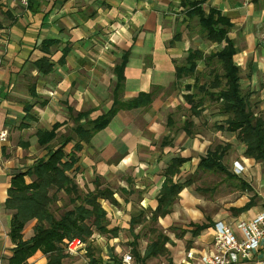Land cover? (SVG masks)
<instances>
[{
  "label": "crops",
  "instance_id": "crops-1",
  "mask_svg": "<svg viewBox=\"0 0 264 264\" xmlns=\"http://www.w3.org/2000/svg\"><path fill=\"white\" fill-rule=\"evenodd\" d=\"M194 4L229 22L242 89L264 117V6L255 0H32L27 9L0 0V130L9 133L0 154V264H9L15 248L9 237L13 211L6 208L12 179L61 146L78 157L71 175L84 193L96 183L113 192L116 203H100L118 234L94 233L99 264L131 253L130 222L139 216L153 222L167 179L181 186L169 212L155 222L167 230V255L145 264H202L216 223L241 238L238 223L264 210L263 164L244 156L234 134L216 129L226 119L216 103L206 101L201 115L191 116L185 96L193 93L195 77L177 78L190 50L205 56L226 45L202 38L208 49L194 48L200 45L195 30L202 33ZM42 59L50 71L46 64L37 67ZM205 72L199 60L200 85ZM220 144L231 146L224 164L238 185L222 183L207 198L195 186L197 168ZM236 162L244 168L240 176ZM24 180L32 182L29 175ZM35 224L24 227V241L34 236ZM147 245L138 246L141 255ZM71 259L84 264L71 257L63 264ZM25 264H47V256L37 251ZM232 264H264V249L249 259L234 257Z\"/></svg>",
  "mask_w": 264,
  "mask_h": 264
},
{
  "label": "trees",
  "instance_id": "trees-1",
  "mask_svg": "<svg viewBox=\"0 0 264 264\" xmlns=\"http://www.w3.org/2000/svg\"><path fill=\"white\" fill-rule=\"evenodd\" d=\"M193 7L195 12L192 14L198 16L200 20L202 38L212 44L219 45L224 42L226 45L220 51L205 56L201 50H190L187 66L177 70L178 79L186 76L195 77L193 93L185 96L187 104L190 105V114L200 116L202 112L200 108L206 101L216 103L219 113L226 117L224 125L216 126V129L234 134L237 141L245 147L244 156L264 166V117L257 114V106L251 99L252 94L242 89L240 69L233 61L235 50L227 37L231 26L216 11L212 10L205 15L199 8L196 9V4ZM199 60H204L206 65V72L201 74L205 79L202 85L198 80L200 74H196ZM41 64L47 65L46 72L52 69V65L47 60L42 59L36 65L42 68ZM120 87L117 86L118 89ZM115 104L119 106L117 99ZM131 106H137V103ZM110 113L113 115V111ZM103 126L100 124L97 127ZM230 149L231 146L228 144L215 146L200 160L197 170L222 174L229 179L238 180L224 164V158ZM77 150L79 146H76ZM77 162L78 157L74 153L67 154L64 146H61L48 160L40 162L26 174L12 179L6 208L13 211L9 237L15 248L9 264H25L37 251L47 256V264H63L64 260L69 258L64 252V242L75 238L88 242L90 261L93 264L100 263L93 259V248L89 240L94 233L111 238L117 236L118 229H110L107 213L100 203L102 200L112 204L116 202L113 192L102 188L100 183H96L94 189L87 193L78 187L74 176L71 175ZM173 174L170 172V175ZM26 175L32 178L30 184L25 183ZM180 190L181 186L172 184L169 179L166 180L151 225H155L159 216H165L169 212ZM60 195H64L65 198ZM60 201L65 205V210L58 214ZM68 206L71 208L67 209ZM139 217L130 222V234L133 240L130 244L131 255L140 264H145L151 258L165 257L167 251L164 245L167 238L161 233L154 235L144 254L141 255L138 249L140 234H134L137 225L144 220ZM33 220L36 221L34 236L24 241L23 229ZM205 228L207 227H200L198 230ZM112 261V264H120L117 259Z\"/></svg>",
  "mask_w": 264,
  "mask_h": 264
},
{
  "label": "built area",
  "instance_id": "built-area-1",
  "mask_svg": "<svg viewBox=\"0 0 264 264\" xmlns=\"http://www.w3.org/2000/svg\"><path fill=\"white\" fill-rule=\"evenodd\" d=\"M27 9L32 0H15ZM264 6V0H255ZM8 131L0 130V154L1 147L8 141ZM234 173L240 175L244 168L239 163H234ZM242 237H237L233 230L226 224L219 222L214 225V239L209 249L201 256L202 264H232L234 257L242 260L249 259L255 252L264 249V210L251 221H241L237 225ZM95 237L92 236L91 243ZM64 252L71 258H78L84 264H93L89 257V244L79 238L66 240ZM121 264H139L130 252L122 255Z\"/></svg>",
  "mask_w": 264,
  "mask_h": 264
},
{
  "label": "rangeland",
  "instance_id": "rangeland-1",
  "mask_svg": "<svg viewBox=\"0 0 264 264\" xmlns=\"http://www.w3.org/2000/svg\"><path fill=\"white\" fill-rule=\"evenodd\" d=\"M195 32L198 35V42L200 43V45L194 46V48H200V49L202 48V50L208 49L207 48V47H209L208 44L201 37V35H202L201 29H199L198 31L195 30ZM226 165L228 166V169H229L228 163H226ZM226 182H231L234 185H236V184L238 185L236 180L232 181L231 179H229L228 177H225L222 174H213L210 172L200 171L198 174V178L195 182L196 183L195 186H196V188H199L198 191H200L202 194H204L207 198H213L214 194L216 193V189H217L218 185H220L222 183H226ZM60 196L65 198L64 195H60ZM69 208H71V207L68 206L67 209H69ZM63 210H65V205L62 203V201H60L58 203V209H57L58 214H60V212H62ZM166 231L167 230L165 228L161 227L158 224L151 225L150 223L147 222V220L146 221L142 220L141 223L138 224L136 227V232L140 234L139 249L143 250L145 248V246L151 241V239H153L155 234L161 233V234L165 235ZM105 237L108 238V236H105ZM127 237L129 238V240H131V237L129 235H127ZM125 246H126V244L121 245V247H123V248H125ZM97 249H98V247H97ZM97 249L94 247L95 254L97 257H99L98 256L99 252L96 253ZM71 261H72V264L75 262V260H73V259H71ZM159 262H161V261H159ZM155 264H157V263H155Z\"/></svg>",
  "mask_w": 264,
  "mask_h": 264
}]
</instances>
